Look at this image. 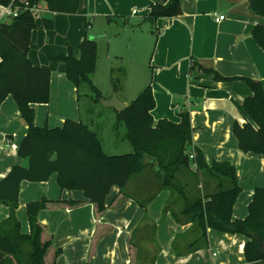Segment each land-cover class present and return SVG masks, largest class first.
<instances>
[{
	"label": "crops",
	"instance_id": "0c3cea01",
	"mask_svg": "<svg viewBox=\"0 0 264 264\" xmlns=\"http://www.w3.org/2000/svg\"><path fill=\"white\" fill-rule=\"evenodd\" d=\"M155 2L81 0L79 11L74 15L48 10L37 19L29 58L35 66L51 71L50 107L57 101L63 110L55 119L51 111L46 126L56 128L67 119L74 120L67 108H71L75 87L67 78L66 65L57 64L52 58L68 55L69 44L79 59L85 38L95 40L99 49L107 42L108 60L115 43L128 48L125 57L131 56L136 66L140 65L138 76L129 86H133L135 93L152 86L155 123L167 119L178 124L181 114L188 113L194 129L190 151L201 150L208 165L227 162L235 167L241 193L233 218L243 220L249 214L255 190L264 188L263 156L242 152L233 133L236 122H246L242 104L252 96V91L242 80L218 82L214 72L226 78H250L264 86V50L251 34L254 27L264 25V18L253 12L249 0H182L180 16L151 24L146 19ZM42 6L47 8L45 4ZM5 8L0 6V24L9 21ZM221 16L225 20L219 23L216 19ZM109 17L118 20L110 22ZM44 18L52 19L53 29L59 33L46 29ZM87 19L90 31L85 29ZM99 69L100 64L93 75L96 84ZM46 105L32 106L38 127H42ZM99 106L111 109L101 103ZM87 125L102 137L99 126L94 122ZM27 133L28 126L19 107L13 96H9L0 107V183L14 166H29L28 159L18 156V146ZM124 136L121 144L127 142ZM101 143L103 146L102 140ZM179 178L192 198L216 192L215 181L203 174L196 177L183 170ZM43 198L49 204L39 214V223L44 229L42 241H52L45 264H140L145 259L148 264H247L244 247L248 239L243 235L209 229L207 246L200 244L202 247L196 248L194 243L201 236L200 231L182 215L181 199L163 189L152 168L133 177L124 192L114 188L105 212L89 203L82 192L62 191L56 174L45 183L23 182L17 211L22 223V210H27V204ZM71 202L77 204L71 205ZM158 202L160 206L153 210ZM147 208L152 209L150 217ZM9 214V209L0 205V222ZM26 218L22 226L24 234L30 232ZM214 249L222 253L216 259L210 256L211 252L216 254Z\"/></svg>",
	"mask_w": 264,
	"mask_h": 264
},
{
	"label": "trees",
	"instance_id": "16d2710c",
	"mask_svg": "<svg viewBox=\"0 0 264 264\" xmlns=\"http://www.w3.org/2000/svg\"><path fill=\"white\" fill-rule=\"evenodd\" d=\"M31 5L45 4L56 14L74 15L81 0H28ZM253 12L264 18V0H249ZM19 0H0V6ZM182 0H156L146 19L155 24L159 19H172L182 14ZM110 22L117 18L109 17ZM46 29L54 28L52 19L44 18ZM37 28V19L31 11L22 10L18 17L0 24V107L13 96L28 133L18 146V156L29 160V166L16 165L0 183V205L10 210L9 217L0 222V264H45L52 241L43 242L44 229L39 214L47 209L49 200L43 198L27 204L30 232H22L17 218L23 182L45 183L56 174L62 191L82 192L100 212L109 208L108 197L114 188L124 192L131 179L152 168L163 189L178 195L183 203L182 215L191 222L201 236L194 245L207 246L208 230L243 235L248 241L244 247L247 264H264V188L255 190L249 205V214L243 220H234L233 211L241 193L237 171L227 162L208 165L201 150H195L196 161L190 159L194 129L188 113L181 114V122L167 119L155 123L153 111L156 101L152 86L118 113V121L125 127V140L133 152L120 156L107 155L98 135L82 121L65 120L60 127H38L35 124L36 104H48L51 96V71L34 65L29 58L31 37ZM256 44L264 50V25L251 31ZM77 59L72 49L69 54L52 58L66 65L68 80L76 88L82 83L90 86L92 97L100 102L101 91L93 82L97 70L98 44L85 38ZM213 72V71H212ZM115 92L123 90L125 68L112 70ZM218 82L242 80L252 91L242 104L245 123L236 122L233 133L239 149L264 158V86L250 78H226L214 72ZM196 165L194 170L192 167ZM186 170L196 177L203 174L216 183V192L192 198L181 182L180 172ZM71 202V205H76Z\"/></svg>",
	"mask_w": 264,
	"mask_h": 264
},
{
	"label": "rangeland",
	"instance_id": "374dc122",
	"mask_svg": "<svg viewBox=\"0 0 264 264\" xmlns=\"http://www.w3.org/2000/svg\"><path fill=\"white\" fill-rule=\"evenodd\" d=\"M89 21L90 20L87 19V23L85 26V29H87V31L88 30L90 31ZM52 31L59 33L56 28L52 29ZM64 38H66V36H64ZM155 39H156L155 40V44H156L157 38L155 37ZM132 42H133L132 46L134 47V39ZM102 44L100 46V49L98 46L97 66L98 64H100V69L96 76V82L98 85L94 81L93 82L95 86L101 91L103 99H109V98L111 99L114 96V94H117V97L129 106L140 95V93H135L133 86L132 87L129 86V84L134 82L135 78L138 76L140 72V65L136 66V62L135 60H132L131 56L126 55L127 57H125V52L128 48L124 49L118 46L117 43H115L114 45L112 57L110 58V60H108L107 59L108 57L107 42L104 46ZM68 46L69 44H67V49H70L71 47H68ZM152 49H153V45H152ZM152 49H151V52H152ZM125 66L128 69V73L126 74V77L123 80V88L125 85V90H121L118 93H115L113 91L114 89L112 85V73L111 72L113 69H119V68L126 69ZM72 85L75 87L74 84ZM92 96L93 95L90 90V86L87 83H82L79 86V88L75 87L73 99H71V108L70 109L67 108L68 114H72V116L74 117V120H79V121L82 120V122L85 124H91L92 122H94L96 126H99L101 128L100 134L102 135V137L99 139L100 141L102 140L104 144L102 147L104 148L103 150L105 153L109 152L110 155L115 154L114 156H120L123 154L132 153L133 147L128 142L121 144V138L125 134V127L124 125L119 123L117 111L113 110L112 108L109 110L101 109L99 106L100 102H96ZM50 103H51V96H50V102L46 105V108H44L42 112L41 123H40L42 127L46 126L48 115L49 113H51V111H52V115L54 119L59 117L61 115V111H63L62 107L58 104L57 101H54V105L52 107H50ZM31 185H36V184H31ZM156 203L153 205V210L157 208L158 206H160L159 202L158 204ZM22 211H23L24 223H22L21 219H19L18 217L19 210L17 212V218L21 222V226L25 224V221L27 219L26 218L27 210H22ZM146 213H148V216L150 217V214H152V209L147 208ZM163 224H165V222ZM214 252L216 253L215 255H213L212 252L210 253V256L212 259L214 258L216 259L222 254L220 250H217V249H214ZM205 257L206 259L209 258L206 252H205ZM145 260H140V264H148ZM156 261L157 263H159V257H157ZM8 264L10 263L8 262Z\"/></svg>",
	"mask_w": 264,
	"mask_h": 264
},
{
	"label": "built area",
	"instance_id": "2783aa9c",
	"mask_svg": "<svg viewBox=\"0 0 264 264\" xmlns=\"http://www.w3.org/2000/svg\"><path fill=\"white\" fill-rule=\"evenodd\" d=\"M20 4L11 3L9 6L5 8V15L8 20L14 19L19 16L22 10H29L32 12L36 19H41L46 13H48V8H44L42 4L31 5L28 0H19ZM225 20V17L221 16L216 19L217 22H222ZM190 159L191 161H196L195 152H191ZM196 169V165H194V170Z\"/></svg>",
	"mask_w": 264,
	"mask_h": 264
},
{
	"label": "water",
	"instance_id": "95a60500",
	"mask_svg": "<svg viewBox=\"0 0 264 264\" xmlns=\"http://www.w3.org/2000/svg\"><path fill=\"white\" fill-rule=\"evenodd\" d=\"M100 103L105 108L115 109L118 113H121L127 108V105L121 102L116 95H114L110 100L102 99Z\"/></svg>",
	"mask_w": 264,
	"mask_h": 264
}]
</instances>
